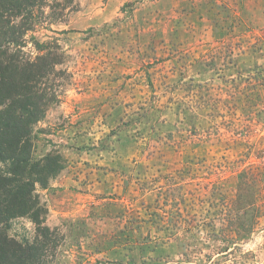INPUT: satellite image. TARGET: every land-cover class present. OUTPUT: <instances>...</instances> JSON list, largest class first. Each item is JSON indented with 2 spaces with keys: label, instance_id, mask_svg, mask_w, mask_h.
<instances>
[{
  "label": "rangeland",
  "instance_id": "obj_1",
  "mask_svg": "<svg viewBox=\"0 0 264 264\" xmlns=\"http://www.w3.org/2000/svg\"><path fill=\"white\" fill-rule=\"evenodd\" d=\"M32 157L42 264H264V0H75ZM33 242L26 217L6 230Z\"/></svg>",
  "mask_w": 264,
  "mask_h": 264
},
{
  "label": "trees",
  "instance_id": "obj_2",
  "mask_svg": "<svg viewBox=\"0 0 264 264\" xmlns=\"http://www.w3.org/2000/svg\"><path fill=\"white\" fill-rule=\"evenodd\" d=\"M75 0H0V264H42L50 231L35 186L62 168L59 160L32 157L34 127L58 102L57 67L64 59L57 40L34 43L28 55L26 36L48 22L56 24L73 11ZM28 218L36 226L33 242H18L6 234L12 220ZM46 258V257H45Z\"/></svg>",
  "mask_w": 264,
  "mask_h": 264
}]
</instances>
